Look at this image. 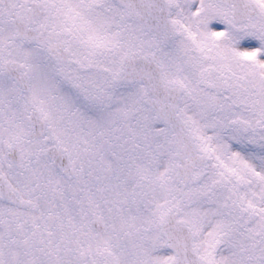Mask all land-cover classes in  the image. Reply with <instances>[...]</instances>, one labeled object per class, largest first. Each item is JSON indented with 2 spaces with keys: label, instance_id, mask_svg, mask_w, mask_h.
I'll use <instances>...</instances> for the list:
<instances>
[{
  "label": "snow or ice",
  "instance_id": "6c2138e0",
  "mask_svg": "<svg viewBox=\"0 0 264 264\" xmlns=\"http://www.w3.org/2000/svg\"><path fill=\"white\" fill-rule=\"evenodd\" d=\"M0 264H264V0H0Z\"/></svg>",
  "mask_w": 264,
  "mask_h": 264
}]
</instances>
